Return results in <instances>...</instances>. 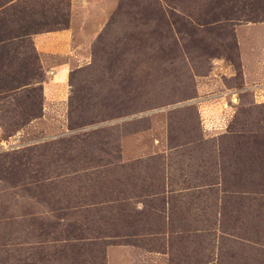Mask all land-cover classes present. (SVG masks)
Returning a JSON list of instances; mask_svg holds the SVG:
<instances>
[{"label": "rangeland", "instance_id": "374dc122", "mask_svg": "<svg viewBox=\"0 0 264 264\" xmlns=\"http://www.w3.org/2000/svg\"><path fill=\"white\" fill-rule=\"evenodd\" d=\"M261 87L264 0H0V264H264Z\"/></svg>", "mask_w": 264, "mask_h": 264}, {"label": "crops", "instance_id": "0c3cea01", "mask_svg": "<svg viewBox=\"0 0 264 264\" xmlns=\"http://www.w3.org/2000/svg\"><path fill=\"white\" fill-rule=\"evenodd\" d=\"M32 41L47 78L42 85L45 117L49 106L63 107V109L67 107L64 87L74 64L78 63L81 55L71 29L35 34Z\"/></svg>", "mask_w": 264, "mask_h": 264}, {"label": "trees", "instance_id": "16d2710c", "mask_svg": "<svg viewBox=\"0 0 264 264\" xmlns=\"http://www.w3.org/2000/svg\"><path fill=\"white\" fill-rule=\"evenodd\" d=\"M32 42H33V41H32ZM33 46H34V45H33ZM40 87H41V89H42V91H43V86L41 85ZM42 101H43V99H42ZM42 101H41V103H42Z\"/></svg>", "mask_w": 264, "mask_h": 264}, {"label": "bare ground", "instance_id": "6f19581e", "mask_svg": "<svg viewBox=\"0 0 264 264\" xmlns=\"http://www.w3.org/2000/svg\"><path fill=\"white\" fill-rule=\"evenodd\" d=\"M225 125V124H224Z\"/></svg>", "mask_w": 264, "mask_h": 264}]
</instances>
